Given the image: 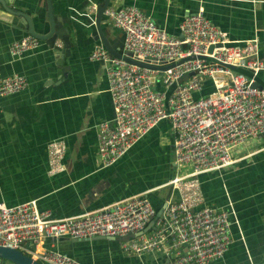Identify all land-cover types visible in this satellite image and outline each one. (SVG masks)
Returning a JSON list of instances; mask_svg holds the SVG:
<instances>
[{"label":"crops","instance_id":"0c3cea01","mask_svg":"<svg viewBox=\"0 0 264 264\" xmlns=\"http://www.w3.org/2000/svg\"><path fill=\"white\" fill-rule=\"evenodd\" d=\"M1 1L26 12L36 30L47 29L45 0ZM101 1L51 0L52 13L67 28L70 39V53L63 56L62 65L57 62L61 45L51 48L41 39L34 47L10 53L9 42L28 33L21 17L0 4V73H21L26 78L24 87L0 96V201L8 205L34 199L39 208L63 217L139 193L146 194L157 210L168 196H177L168 183L176 166L174 132L167 118L143 133L114 162L102 165L97 158L96 123L113 116L105 63L89 56L98 41L89 34L88 24L94 17L90 8ZM129 3L169 33H178L182 17L202 6L230 38L256 36L259 56L264 54V0L108 1ZM103 17V33L120 50L122 30ZM63 65L68 66L64 76ZM54 140L66 145L61 158L64 168L49 173L47 144ZM231 154L230 165L198 176L205 202L232 211L226 251L205 264H257L264 259V138L246 139ZM91 237L45 238L44 245L82 264H173L159 250L127 255L119 247L102 246L107 241L119 243L115 239Z\"/></svg>","mask_w":264,"mask_h":264},{"label":"built area","instance_id":"2783aa9c","mask_svg":"<svg viewBox=\"0 0 264 264\" xmlns=\"http://www.w3.org/2000/svg\"><path fill=\"white\" fill-rule=\"evenodd\" d=\"M103 15L123 32L121 54L164 67L139 66L111 55L99 40L92 45L89 56L105 63L113 107L112 118L95 126L97 158L102 165L114 162L143 133L167 118L174 132L176 166L168 183L177 196H168L155 217L156 209L144 193L63 217L39 208L34 199L9 205L0 201V245L20 249L41 264H82L46 247L44 239L122 236L141 230L154 217L152 227L119 242L123 253L159 250L173 264H205L221 257L230 241L232 211L205 202L198 176L230 165L232 149L246 139L264 138V86L251 85L264 72L258 39L230 38L202 6L182 17L178 33H169L134 3L107 4ZM39 41L26 34L11 40L8 49L18 54ZM206 80L211 90L196 95ZM25 84L21 73H0V96ZM65 149L62 141L48 142L49 173L64 168ZM181 168L186 170L180 173ZM257 264H264V259Z\"/></svg>","mask_w":264,"mask_h":264},{"label":"water","instance_id":"95a60500","mask_svg":"<svg viewBox=\"0 0 264 264\" xmlns=\"http://www.w3.org/2000/svg\"><path fill=\"white\" fill-rule=\"evenodd\" d=\"M109 0H102L101 2H99L94 9V17H93V22H90L88 24L89 28H90V36L94 39V40H99L100 42H102V44L104 45V47L106 48L107 52L111 55L117 56V57H121L124 60L137 64L139 66H145V67H149V68H163L164 66H159V65H155V64H150V63H145V62H141L138 61L136 59H133L125 54H121L120 50L118 48L113 47L109 40L107 39L106 35L103 33L100 24L101 22H104L105 19L103 17V9L105 8V6L108 4ZM0 4L3 10L9 12V13H13L16 15H19L22 19V22L24 24V28L25 31L28 34H31L35 37H37L38 39L43 40L47 46L49 47H57V45H55V40L58 39L61 42V47H60V51H59V57H58V64L62 65V58L63 56L69 55L70 53V39L68 36V31L67 28L65 26H63L60 22H58L56 20V16L53 15L52 13V2L51 0H45V5H46V21H47V29L44 31L41 30H36L34 28L33 25V21L31 19V17L24 11L7 6L6 3L2 2L0 0ZM212 45H209L208 47V51L211 49ZM200 56V55H199ZM189 57H194L189 56ZM68 70V66L67 65H63L62 66V76H64L66 74V71ZM160 73L157 74V76H159ZM186 76V74H184L182 77L184 78ZM251 85L253 86H261L262 84H260L257 80L253 81L251 83ZM164 204H162L156 211L154 214V217L157 216L161 209L162 206ZM153 217V218H154ZM153 218H151L146 224L145 226L141 229L138 230L134 233H128V234H124L122 236H103V235H94L91 238H98V237H107V238H111V239H115L117 242H120L121 240H126L131 236H134L136 234L141 233L142 231H146L148 228L153 226ZM70 237V236H68ZM73 239H80L79 237H71ZM6 260L5 264L9 263V264H41L39 261H37L36 259L32 258V256L26 254L25 252L21 251L20 249L17 248H12V247H8V246H3L0 245V263L2 262V260Z\"/></svg>","mask_w":264,"mask_h":264},{"label":"rangeland","instance_id":"374dc122","mask_svg":"<svg viewBox=\"0 0 264 264\" xmlns=\"http://www.w3.org/2000/svg\"><path fill=\"white\" fill-rule=\"evenodd\" d=\"M257 80H258V82L260 83V84H262L263 86H264V74L262 73V72H259V74L257 75ZM186 169H183V168H181L180 170H179V172L180 173H182V172H184ZM200 181V180H199ZM110 244H112V245H110ZM106 245H109V246H112V247H115L117 250H118V247H119V249H120V246H119V243H116V242H114V241H107L106 243H104V245H102V246H106ZM120 251H121V249H120ZM5 261L6 260H2V264H5ZM1 264V263H0Z\"/></svg>","mask_w":264,"mask_h":264},{"label":"trees","instance_id":"16d2710c","mask_svg":"<svg viewBox=\"0 0 264 264\" xmlns=\"http://www.w3.org/2000/svg\"><path fill=\"white\" fill-rule=\"evenodd\" d=\"M204 12H205V11H204ZM231 67H232L234 70H236V71H244V69L239 68V67H235V66H231ZM205 82H206V85H205L204 89L202 90V93H200L201 95L206 94V93H207L208 91H210L211 88H212V86H211L209 80H206ZM152 204H153V203H152ZM153 206H154V204H153ZM154 207H155V206H154ZM155 209H156V207H155Z\"/></svg>","mask_w":264,"mask_h":264}]
</instances>
